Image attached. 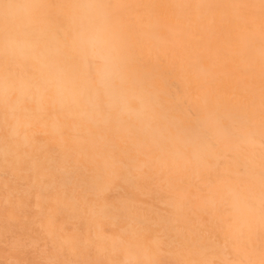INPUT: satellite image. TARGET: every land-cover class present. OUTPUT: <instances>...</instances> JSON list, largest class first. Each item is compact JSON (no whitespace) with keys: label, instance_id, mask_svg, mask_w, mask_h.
<instances>
[{"label":"rangeland","instance_id":"obj_1","mask_svg":"<svg viewBox=\"0 0 264 264\" xmlns=\"http://www.w3.org/2000/svg\"><path fill=\"white\" fill-rule=\"evenodd\" d=\"M0 264H264V0H0Z\"/></svg>","mask_w":264,"mask_h":264},{"label":"clouds","instance_id":"obj_2","mask_svg":"<svg viewBox=\"0 0 264 264\" xmlns=\"http://www.w3.org/2000/svg\"><path fill=\"white\" fill-rule=\"evenodd\" d=\"M87 42L92 46H97L100 43V37L98 34L93 33L87 37Z\"/></svg>","mask_w":264,"mask_h":264}]
</instances>
